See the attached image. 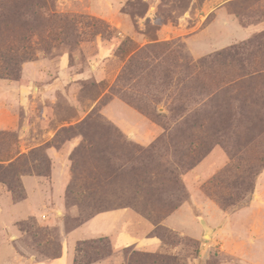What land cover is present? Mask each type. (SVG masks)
Returning a JSON list of instances; mask_svg holds the SVG:
<instances>
[{"label": "rangeland", "instance_id": "374dc122", "mask_svg": "<svg viewBox=\"0 0 264 264\" xmlns=\"http://www.w3.org/2000/svg\"><path fill=\"white\" fill-rule=\"evenodd\" d=\"M21 1L9 0L0 10V79L17 81L24 64L62 55L70 56L76 74L90 72L71 93L75 105L60 93L54 107L56 119L68 124L55 143L66 137L80 140L71 155L59 220L68 230L97 213L132 208L159 226L156 234L170 249L182 244L187 251L176 256L126 250L120 256L126 264L194 262L213 243V234L204 238L207 228L199 223L203 214L198 208L206 206V213L212 206L228 213L248 209L256 179L264 173V31L220 47L229 35V16L244 26L264 24V0H120V14L113 17L121 19L119 25H112L103 12L113 0H34L28 8H20ZM91 7L102 13L92 14ZM220 8H226L224 18L212 25ZM104 46L110 52L101 58ZM113 100L146 118L154 132L151 141L115 133L107 117L125 114L107 110ZM82 122L86 124L78 128ZM15 137L0 133V181L8 187L17 185L21 170L43 173L48 165L43 149L7 165ZM196 196L198 223L189 213L183 215L192 236L198 230L202 237L182 239L162 224ZM204 218L212 230L229 223L214 212ZM261 219L256 228L264 235ZM248 220L243 216L238 226L228 227L226 251L216 243L208 264L264 263V254L255 250L246 257L227 251L230 245L250 242L246 228L255 222L247 227ZM55 226L24 223L21 247L40 258L57 257L62 235ZM74 254V264H94L109 254V243L82 242Z\"/></svg>", "mask_w": 264, "mask_h": 264}, {"label": "crops", "instance_id": "0c3cea01", "mask_svg": "<svg viewBox=\"0 0 264 264\" xmlns=\"http://www.w3.org/2000/svg\"><path fill=\"white\" fill-rule=\"evenodd\" d=\"M225 9L218 10L219 20L212 25L224 18ZM90 12L95 15L102 13L101 10L93 7L90 8ZM103 12L108 14H104V16H107L106 19L111 21L112 25L121 23V19H113V17L117 18V14H120V0L111 1L110 8H106ZM118 17L120 18L119 15ZM227 24L229 35L220 42V47L224 48L246 42L256 33L264 31L262 23L244 26L233 16H229ZM213 27L215 28V26ZM196 36L198 34L193 35V37ZM109 48L102 47L101 58L107 57L110 52ZM197 51H199L198 47L194 49V55ZM89 74V71L76 74L70 65V56L62 55L54 60L40 58L24 64L21 77L17 81L0 79V133L16 134L12 159L6 164H13L38 149H43L51 162L48 176L36 173H25L21 176L25 192V198L21 201H14L8 186L0 183V264H74L76 246L82 242L99 239H107L112 252L94 264H126L125 259L120 258L126 250L153 255L171 253L176 256L181 255L179 253L184 251L185 247L182 244L170 249L162 238L155 234L156 226L132 208L101 212L81 225L68 230L64 222L59 220L58 213L64 209L71 179L69 169L71 155L80 140L72 138L59 145L55 143L60 130L68 124L56 119L54 107L60 93L66 96L70 104L75 105V97H72L71 93L74 92L76 83L88 79ZM114 108L120 109L125 116L120 117L116 110L117 113L107 119L118 127L128 140H136L141 143H148L152 140L154 132H151L147 127L149 124L146 118L120 101L113 100L107 110L110 111ZM37 126H41V131L37 129ZM146 130L150 131L145 132ZM252 196L248 209L245 207L234 213L224 212L220 207L212 206V212L218 217L222 216L229 223L225 225L224 229L212 230L213 243H208L202 249L201 256L193 259L194 262L198 260V264H208L207 256L212 249H217L214 248L216 243L220 246V250L226 251L227 238L231 235L232 230L228 227L238 226L243 216L246 217V221L247 216L251 217V220L247 222V227L249 223L255 222L254 225L246 228L250 242L246 244L243 241L235 246L230 245L227 251L245 257L249 256L252 250L264 254V235L261 234V228H256V224L264 216V173L258 176L256 189ZM197 198L198 196L192 198V204L184 203L180 209L167 217L162 225L182 239L187 237L200 239L201 231L196 230L197 236H192L193 230L185 227L183 215L184 212L189 213L191 221L198 223L201 215L196 214L197 209L195 210L193 206L199 205L196 203ZM209 202L211 201L204 202V204H209ZM205 208L206 206L204 209L198 208V213L203 214L202 220L199 221L202 228H208V222L204 217L212 215L210 211L206 213ZM54 209H56L55 214L51 215L49 212ZM248 213L250 214L248 215ZM28 221H33L41 226L56 225L55 227H58V231L62 235V243L60 254L57 257L40 258L36 253H29L21 247L20 241L26 235L23 224ZM238 233L240 234L239 230L232 232L233 235L239 236ZM256 236L260 237L256 238ZM253 237L254 239H252ZM188 262L194 264L193 261ZM261 262L263 261L254 264H264Z\"/></svg>", "mask_w": 264, "mask_h": 264}, {"label": "trees", "instance_id": "16d2710c", "mask_svg": "<svg viewBox=\"0 0 264 264\" xmlns=\"http://www.w3.org/2000/svg\"><path fill=\"white\" fill-rule=\"evenodd\" d=\"M9 0H0V10H4L6 7V4H7V2H8ZM34 2V0H24V1H21V5H20V8H28V5L29 4H32ZM21 71H22V67H21ZM21 71H20V77H21ZM20 77H19V79H20ZM108 123L111 125V126H113V128H114V131H115V133H118L119 135H120V137L121 138H126L125 136H124V134L114 125V124H112L111 122H109L108 121ZM86 123H84V122H82L81 123V125H79V127L78 128H83V126L85 125ZM65 129V128H64ZM67 131V130H66ZM110 133V132H109ZM80 135L82 136V137H84V138H88V134L87 133H83V132H81L80 133ZM58 136V135H57ZM70 139H72V138H68V137H66V139L63 141V142H65V141H67V140H70ZM62 142V143H63ZM62 143H60V144H62ZM33 152V151H32ZM31 152V153H32ZM43 152H44V155H45V159H46V162H47V167H46V169H45V171L43 172V173H37V172H35V171H32L31 170V168H28L29 170L27 171V170H21V173L19 174V176H18V182H17V185L15 186V187H13L12 185L10 186V187H8L9 189H10V191L12 192V194H13V198H14V201H21V200H23L24 198H25V192H24V189H23V186H22V183H21V176L23 175V174H25V173H36V174H42V175H46V176H48L49 174H50V167H51V162H50V159L48 158V156L45 154V151L43 150ZM12 165V164H11ZM14 165H16V163H13V165L12 166H14ZM75 171V170H74ZM258 178V177H257ZM256 181H257V179H256ZM0 183H3V184H5V185H8L7 183H5L4 181H0ZM9 186V185H8ZM254 194V190H253V192H252V194H251V196ZM110 211V210H109ZM103 212H105V211H103ZM101 213V212H100ZM97 214H99V213H97ZM96 214V215H97ZM95 216V215H94ZM93 216V217H94ZM92 218V217H91ZM91 218H89V219H91ZM89 219H87L86 221H88ZM86 221H84V222H86ZM84 222H82V223H84ZM81 223V224H82ZM81 224H79V225H81ZM153 224H154V226H156V229H158L159 228V226L158 225H156L154 222H153ZM78 225V226H79ZM155 234H156V230H155ZM157 235V234H156ZM159 236V235H158ZM108 241L107 239H99V240H95V241ZM92 242V241H91ZM85 243V242H84ZM109 243V242H108ZM111 252H112V249H111V246H110V244H109V254L108 255H110L111 254ZM107 255V256H108ZM103 258V257H102ZM101 258V259H102ZM100 259V260H101Z\"/></svg>", "mask_w": 264, "mask_h": 264}, {"label": "water", "instance_id": "95a60500", "mask_svg": "<svg viewBox=\"0 0 264 264\" xmlns=\"http://www.w3.org/2000/svg\"><path fill=\"white\" fill-rule=\"evenodd\" d=\"M212 232H213L212 229L207 228V232H206L205 238H207L208 235L210 237V235H211Z\"/></svg>", "mask_w": 264, "mask_h": 264}, {"label": "bare ground", "instance_id": "6f19581e", "mask_svg": "<svg viewBox=\"0 0 264 264\" xmlns=\"http://www.w3.org/2000/svg\"><path fill=\"white\" fill-rule=\"evenodd\" d=\"M209 237V235L207 236V238Z\"/></svg>", "mask_w": 264, "mask_h": 264}]
</instances>
